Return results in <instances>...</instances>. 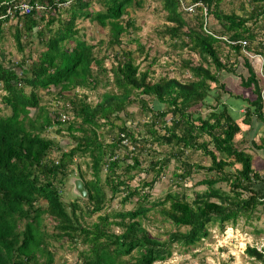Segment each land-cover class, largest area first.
I'll return each instance as SVG.
<instances>
[{
    "label": "trees",
    "instance_id": "1",
    "mask_svg": "<svg viewBox=\"0 0 264 264\" xmlns=\"http://www.w3.org/2000/svg\"><path fill=\"white\" fill-rule=\"evenodd\" d=\"M153 1L165 13L158 38L190 56L181 60L177 76L155 79L150 70L155 58L142 69L134 53L123 49L133 42L139 56L149 55L137 38L122 40L136 29L129 15L144 0H0V38L13 20L11 37L21 55L7 65L0 62V104L8 111L0 108V264H57L55 243L64 240L73 250L83 247L74 264L162 263L176 247L187 252L206 239L210 226L233 227L241 219L251 225L264 213V178L253 169L247 150L237 146L238 139H247L249 149L264 152V137L255 139L264 127L261 89L253 60L242 51L264 53V41L255 44L264 0H239L241 13L223 9L236 0ZM19 2L44 9L7 16ZM85 20L101 30L97 34H107L97 40L87 36L78 25ZM224 74L234 79L225 80ZM50 87L56 88V108L62 102L60 114L40 105L38 91ZM93 92L94 101L88 95ZM228 99L246 105L240 117L233 115ZM31 109H37L35 116L29 115ZM203 109L210 111L205 118ZM138 114L147 121L134 124ZM62 134L72 140L67 147L57 140ZM204 136L208 140H201ZM154 145L171 150L160 156ZM188 150L201 152L210 165L190 162ZM145 151L150 154L143 168ZM77 157H88L87 172ZM171 165L173 186L151 200L150 191ZM200 171L206 176L197 185L204 190L190 199L181 184ZM71 174L83 182L87 196L66 202L62 185ZM117 194L122 204L135 199L133 207L99 215L89 226L81 221V214H99ZM150 211L172 228L166 239L151 236L143 226ZM46 219L55 223L52 233ZM245 253L264 264L263 250L247 246Z\"/></svg>",
    "mask_w": 264,
    "mask_h": 264
},
{
    "label": "rangeland",
    "instance_id": "2",
    "mask_svg": "<svg viewBox=\"0 0 264 264\" xmlns=\"http://www.w3.org/2000/svg\"><path fill=\"white\" fill-rule=\"evenodd\" d=\"M241 6L242 2L239 0H236L232 3H225L224 4V11L225 12H231L234 11L236 13H241ZM64 8L68 7V4L63 6ZM130 18L134 20L136 29L130 33V37H123L122 40L125 42L127 38H137L140 41V44L145 46V49L148 50V57L147 59H144L143 56H139L138 52L136 51L137 44H134L133 42L131 44L124 43L123 49L124 50H130L134 53V57L136 59L137 63H140V66L142 69L147 68V66L153 61V59H156V62L152 64L151 67V77L157 79L160 75H163L165 73H169L171 76H177L176 71L179 68V64L181 63V60L188 59L190 56L186 50L180 52L178 50H172L168 47L167 42H164L160 40L156 34V32L162 27L164 22V16L165 13L161 10V6L159 3L154 2L153 0H144L143 4L139 8H134V10L130 13ZM128 16H124L123 18L126 19ZM210 25L216 27V24L213 22V20L208 21ZM14 21L8 22L3 27V34L0 38V62L4 65L10 64L8 60L11 57H14L16 60L20 58V54L17 52L13 39L11 37V27L13 25ZM78 25L80 28H84V33L87 36L94 35L95 40H97V35L103 36L107 34V30H102V33L97 34V31H101L97 26L92 25L88 21H81L78 22ZM35 45H32V48ZM29 51V48L25 50V54ZM37 56V53L34 52L33 59L35 60ZM193 61L196 63L198 61V57L196 55H192ZM234 57H232L231 61H233ZM14 60V61H16ZM238 62V61H237ZM239 69H242L243 72L246 73L244 70V67L239 61L236 64ZM225 80L228 78H233L231 75L224 74L223 76ZM25 91L28 93L30 91L29 88H26ZM49 92L46 90H40L38 91V94L41 96L42 101L40 102L41 106H45L46 108H52V110H56L58 108V113H62L64 111V108L62 107V102L59 103V106L56 108V101L55 99V92L56 88L50 87ZM103 91L99 90V93H102ZM51 93V94H48ZM247 94V93H246ZM90 97V100L94 101L97 98V95L93 92L88 94ZM238 103L237 107L235 104ZM226 104L229 105L235 115L237 113V110H242L245 107H240L242 102L234 101L228 99L226 101ZM49 105V106H47ZM218 107V106H217ZM216 107V108H217ZM0 108H3V105L0 104ZM133 109L132 111H134ZM4 113H7L6 109L3 110ZM209 109L205 110L203 109L200 116L202 118H205L209 114ZM37 114V109H31L30 110V116H35ZM239 117L241 116L238 113ZM170 119V115L166 116V121ZM135 122L141 123L146 122L147 119H145L141 115L135 116ZM75 121V120H74ZM138 128L137 130H139ZM264 130V129H262ZM264 131L258 133V135L255 137L256 140H258L261 136H264ZM51 136V135H50ZM208 140L206 136L201 138V140ZM57 140L61 141V144L64 147H67L69 144L72 143V140L68 134H62L60 136H57ZM199 140V141H201ZM241 139H238V144L240 148H244L247 151H249L250 156L252 158V167L255 171L258 173L259 170H262L263 168V162L260 160L261 155H264V152L262 151H252L248 148V142L247 139H244V142H240ZM142 148V146L140 147ZM153 150L158 152V154L164 155L167 152H170L169 146H153ZM146 153L142 152L140 156V160L142 161L143 168L147 167V164L149 162V154L150 151H145ZM55 155V156H54ZM258 155V156H257ZM53 156L58 158V154L54 153ZM186 156L188 157L189 161L192 163L201 164L202 166H209L210 161L204 155L199 151H193L188 150L186 153ZM77 162H81V170L83 172H87L85 163L89 162L88 157L84 158L83 160L80 158H76ZM174 165H171L164 174L160 177V179L157 181V183L154 185L153 189L150 191L152 199L157 197H164L168 189L170 188L171 184V178L172 173L174 171ZM77 171V170H76ZM206 172H198L195 173L192 176V179L183 182L181 185L183 186L182 191L188 196V198H193L194 194L196 192H201L204 190V187L201 185H197L204 177ZM142 176L136 177L133 179L132 182H130V185L138 186V179H141ZM76 174H71L66 181L62 185V192H63V198L66 202L75 200V197L77 196L76 191L73 187V181L76 179ZM102 180L104 179V173L101 174ZM152 177V174L149 175L147 178L150 180ZM87 179H91L90 172L87 173ZM173 186V185H172ZM222 188L226 189L225 185H221ZM106 191H108V187H106ZM146 191V190H145ZM109 196H111L110 192H107ZM122 197V194H117L115 199H113L111 202L106 203L105 207L99 214H95L92 216H81V221L85 225H91L94 222L97 221V217L99 215H109L112 216L113 213L119 212V211H126L133 207V204L135 199L132 200V203L129 204H122L120 202ZM45 222L47 223V231L49 233H52V226L55 224L51 219H46ZM143 226L145 229L151 234V236L156 237L158 239L164 240L167 237V232L172 229L169 224L164 223L162 224L159 218V215H156L155 212L150 211L147 213V217L143 220ZM114 232L119 233V230L117 228H113ZM259 230H264V213L260 215L259 220H253L251 221V225H247L245 223L244 219H241L238 221V223L235 226L227 225L223 229L220 228L218 225H213L209 227V236L201 240L197 245L194 247H191L187 252H183L181 248H175L172 250L171 257L166 260L165 262L155 264H261L259 262H256L253 260V258H249L246 253L245 249L247 246L255 247L257 250H263L264 251V232H260L258 234ZM56 248V254L55 257L57 258V264H64V261L67 262L66 264H74L77 262V254L78 251L83 249V247L79 246L78 250H73L70 248L67 241H62L60 244L55 243ZM133 257L137 256V253H133ZM128 259V258H126Z\"/></svg>",
    "mask_w": 264,
    "mask_h": 264
},
{
    "label": "crops",
    "instance_id": "3",
    "mask_svg": "<svg viewBox=\"0 0 264 264\" xmlns=\"http://www.w3.org/2000/svg\"><path fill=\"white\" fill-rule=\"evenodd\" d=\"M262 23L260 24V28H259V32H258V37H257V40L255 41V44H258L260 41H264V18L262 19L261 21ZM263 26V27H262ZM254 54V53H252ZM255 55H259L263 62H257V61H253V62H250L251 63V66L252 68L254 69L255 73H256V76H257V79H258V84H259V87L262 90H264V53H255ZM247 91V90H246ZM247 94H250V91H247ZM244 104V103H243ZM263 104H264V93H263ZM237 107L238 106V103L235 104ZM245 107L246 105L244 104V106L241 104L240 107ZM244 111V108L242 110H237L238 113H242ZM262 112L264 114V106L262 108ZM264 129V127H261L259 128V131L258 133L264 131L262 130ZM257 133V135H258ZM264 133V132H263ZM256 135V136H257ZM261 137H264V136H261ZM247 153H249V151H246ZM263 152V151H262ZM250 154V153H249ZM258 156V155H257ZM260 160L264 163V155H261V158ZM260 174L263 176L264 178V164H263V168L262 170H259Z\"/></svg>",
    "mask_w": 264,
    "mask_h": 264
},
{
    "label": "built area",
    "instance_id": "4",
    "mask_svg": "<svg viewBox=\"0 0 264 264\" xmlns=\"http://www.w3.org/2000/svg\"><path fill=\"white\" fill-rule=\"evenodd\" d=\"M44 8L41 6H31L26 4L25 2H19V3H14L13 5H11L8 10H7V16H9L10 18L13 17L14 15H19V16H28L30 15L34 10L37 11H41ZM188 11H191V7L187 8ZM232 45H234L235 43L231 42ZM240 44H242V46L244 47L246 45L245 42H240ZM243 53L249 57L250 59H252L253 61H257V62H263L262 58L259 55H255V54H250L247 53L246 51H244V48H242ZM263 93L264 90L261 91V97L263 100ZM64 120V117H63ZM123 143L126 145L127 141H123Z\"/></svg>",
    "mask_w": 264,
    "mask_h": 264
},
{
    "label": "water",
    "instance_id": "5",
    "mask_svg": "<svg viewBox=\"0 0 264 264\" xmlns=\"http://www.w3.org/2000/svg\"><path fill=\"white\" fill-rule=\"evenodd\" d=\"M73 184H74V190L76 191V194H78L82 198H85L87 196V192H86L83 182L77 179L73 181Z\"/></svg>",
    "mask_w": 264,
    "mask_h": 264
},
{
    "label": "clouds",
    "instance_id": "6",
    "mask_svg": "<svg viewBox=\"0 0 264 264\" xmlns=\"http://www.w3.org/2000/svg\"><path fill=\"white\" fill-rule=\"evenodd\" d=\"M69 1H70V0H69ZM66 4H69V2L67 1V2H65L63 5H66ZM63 116H64V114L60 115V120H61V122H64V121H65V118H64V120H63Z\"/></svg>",
    "mask_w": 264,
    "mask_h": 264
}]
</instances>
